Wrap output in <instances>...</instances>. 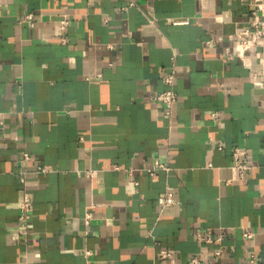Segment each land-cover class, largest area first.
<instances>
[{
	"label": "crops",
	"instance_id": "obj_1",
	"mask_svg": "<svg viewBox=\"0 0 264 264\" xmlns=\"http://www.w3.org/2000/svg\"><path fill=\"white\" fill-rule=\"evenodd\" d=\"M250 2L0 0V264L264 261V39L234 51ZM172 70L168 117L154 97Z\"/></svg>",
	"mask_w": 264,
	"mask_h": 264
},
{
	"label": "built area",
	"instance_id": "obj_2",
	"mask_svg": "<svg viewBox=\"0 0 264 264\" xmlns=\"http://www.w3.org/2000/svg\"><path fill=\"white\" fill-rule=\"evenodd\" d=\"M135 3L131 1L129 6H134ZM250 5L252 7V17L248 22V26L244 29H241L236 32L234 38V51L238 56L246 55L250 52H258L259 45L261 41L264 39V0H251ZM23 22L29 23L30 26H34L35 24V15L27 14ZM68 25V22L65 20L61 29L65 30ZM63 43L68 41L67 37H61ZM257 62L259 65L264 66V47L257 54ZM249 69H252V65H247ZM258 72H253V76L256 77ZM163 82L167 86V88L156 95L154 97L155 100L160 102L163 106V112L166 116L170 117L173 113L174 105L177 102V93L175 90V71L167 73L163 77ZM213 116H216L215 114ZM218 150H222L223 146L218 145ZM27 158V155H25ZM211 166V165H209ZM231 168L234 173V179L236 180H244L247 175L252 172L254 168L245 158L241 148L235 147L231 150ZM160 170H168L163 164L156 163L152 168L147 169V173L151 176L155 175L157 171ZM40 171H45L44 168H40ZM23 180V179H22ZM24 181V180H23ZM230 182V181H229ZM176 202L174 195L171 192H167L163 197H160L158 200L159 207L161 211L168 206L173 205ZM32 218V204L29 195H25L20 203V214L18 218V223L16 226V231L14 233V239L19 240L24 235H26L28 231V225ZM86 223L89 224V219L86 220ZM244 236L247 239L252 238V233L249 231H245ZM219 241L221 239H218ZM206 242H212L211 239H206ZM222 254V249L219 248L214 252L216 257H219ZM84 255L86 258H89L92 255L90 250H85ZM160 256L163 258H170L172 256L170 251L163 250L160 252ZM202 257H193L186 264H202ZM247 264H264L255 253H252L248 259Z\"/></svg>",
	"mask_w": 264,
	"mask_h": 264
}]
</instances>
